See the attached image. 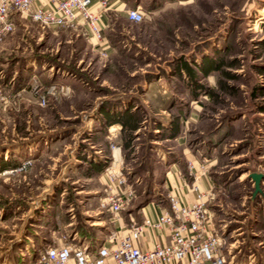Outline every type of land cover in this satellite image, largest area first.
<instances>
[{
	"label": "rangeland",
	"instance_id": "rangeland-1",
	"mask_svg": "<svg viewBox=\"0 0 264 264\" xmlns=\"http://www.w3.org/2000/svg\"><path fill=\"white\" fill-rule=\"evenodd\" d=\"M122 1L125 10L140 6L144 20L113 21L111 55L83 50L78 40L31 43L25 52L24 44L11 53L0 49L7 71L19 57L42 53L29 61L25 96L0 104V154L6 140L57 141L51 157L31 158L0 179V264H27L63 235L94 243L109 233L120 215L101 205L108 171L125 175L134 190L129 210L120 213L128 217L145 201L166 199L168 192L155 185L166 167L176 164L189 184L187 162L194 156L208 160L206 208L227 264H264V0ZM180 58L222 66L206 76L199 72L194 87L186 75H171ZM54 71L66 72L72 84H56L67 91L41 106L33 87L45 92ZM147 74L161 76L149 83ZM103 111L111 120L122 118L124 128L107 126ZM128 120L138 122L135 131ZM173 124L179 133L169 138ZM80 154L106 161L105 169L87 172ZM252 173L263 175L256 194Z\"/></svg>",
	"mask_w": 264,
	"mask_h": 264
},
{
	"label": "built area",
	"instance_id": "built-area-1",
	"mask_svg": "<svg viewBox=\"0 0 264 264\" xmlns=\"http://www.w3.org/2000/svg\"><path fill=\"white\" fill-rule=\"evenodd\" d=\"M49 8L34 7L33 0H0V43L15 31L13 15L25 17L41 29L69 28L82 23L87 34L100 37V21L109 10L108 0H51ZM127 20L140 23L144 13L140 6L126 11ZM39 104L45 106L48 97L65 93L64 86L51 84L45 92L33 87ZM13 97L0 86V104H10ZM28 159L19 168L0 170L2 176L12 174L31 164ZM208 160L188 161L191 182L184 183L195 194L194 202L184 203L177 192L167 194L168 208L159 212L155 219L145 218L140 223L132 222L126 235L110 234L107 242L90 248L88 244H75L67 235L61 237L59 245L43 248L27 264H227L220 250L221 238L212 232L211 220L206 208V192L199 182L208 172ZM108 188L102 206L118 215L132 204L134 190L127 178L116 171H108ZM147 230L166 231L170 242L156 244L150 249H140L135 240L143 237Z\"/></svg>",
	"mask_w": 264,
	"mask_h": 264
},
{
	"label": "crops",
	"instance_id": "crops-1",
	"mask_svg": "<svg viewBox=\"0 0 264 264\" xmlns=\"http://www.w3.org/2000/svg\"><path fill=\"white\" fill-rule=\"evenodd\" d=\"M108 1L109 10L103 17V19L100 21L99 26L101 28V31L99 38L92 34H87L86 27L82 23H79L69 28L41 29L37 24L33 23L27 18L21 17L19 15H13L12 18L15 22V31L5 37L4 42L2 43V45H0V49L5 52L8 51V53H11L13 51L15 52L21 46V44H24L23 46L25 52V49H29L30 51L32 50V47H30L31 43L38 44L43 41L54 40L58 41L59 45H69L78 40L83 43V50H88L93 53H100L104 56L111 55L115 52L116 46L110 42L108 32L113 21L119 18V16H122L127 19V10H125L126 3L122 0ZM33 6L49 8L52 6V2L51 0H33ZM32 54L28 53L25 54L24 57H19V60H17L16 65L11 68L10 71L5 70V63L2 64V66L0 67V86H2L5 93L11 92L13 99H15L16 95L19 96V98H21V95L25 96V86L26 84H31L32 82V79L27 74L28 67L31 63L29 61L31 60V58L39 59V57L42 56V53H35V55L31 56ZM20 63H22V67L19 66ZM45 74L39 75V77L46 76ZM65 75L67 76L66 72L59 73L57 71H54V73H51L50 76L47 75L48 77L46 76V78L51 80V84H63L64 86L68 87L67 85H71L72 83H70L67 77H64ZM6 128L7 126L5 124V130ZM11 129V131L16 130V125L13 124ZM19 139L21 138L19 137ZM56 142L57 141L6 140L5 153L0 154V170L15 169L17 165L31 158H35L38 160L46 156L51 157V155H53L52 148L54 146H57ZM189 160H195L196 162H198L199 159H197V156H194L192 159H188V161ZM173 163L178 164L179 162L175 161ZM174 165L176 164H173V166L170 167L168 166L166 167V169H164L161 176H159V180L155 184L157 187H155L162 193L177 192L184 203L190 204L194 202L195 194L184 186L185 180L182 178L178 170L175 169L176 167H174ZM262 181L263 179L261 180V182ZM207 185L208 182L205 176L199 182L200 189L203 191V187ZM166 208H168L167 197L165 200L153 199L147 201L142 206H139L134 214H131V212H129L128 217L118 214L120 216L113 218L111 223L109 224L112 230L110 229V232L104 234L102 238H98L99 242L96 241L93 243V241H91L92 239H88V237L86 236H80L77 233H73L72 235L67 236L73 243L79 245L88 244L91 245L90 248L93 249L94 247L102 244L103 242H107L108 236L110 234H113L117 237L126 235L129 232V226L132 224V222L140 223L145 218L155 219L158 213ZM128 210L123 212H127ZM60 242L61 238L58 239V241L54 245H59ZM169 242L170 239L166 231L154 230H147L144 233L143 237L135 240L136 246L143 250L153 248L156 244H167ZM40 250L42 249L40 248ZM248 264H252V262L249 261Z\"/></svg>",
	"mask_w": 264,
	"mask_h": 264
},
{
	"label": "trees",
	"instance_id": "trees-1",
	"mask_svg": "<svg viewBox=\"0 0 264 264\" xmlns=\"http://www.w3.org/2000/svg\"><path fill=\"white\" fill-rule=\"evenodd\" d=\"M262 42L264 43V39L262 40ZM264 46V44H263ZM193 65H190L187 60L180 58L176 61L175 65H174V69L171 73L172 76H176L179 78H182L184 75H186L188 77V79L191 81L190 85H194V87L199 86L197 83V78L200 76L199 74L201 73L203 76L208 75L210 72L215 71V70H220V67L222 66L220 62L216 61V60H210V59H205L204 62L202 64H198L196 63L194 60L192 61ZM229 64L231 66L235 65L234 61H230ZM200 72V73H199ZM221 73L223 74V76L227 79H234L235 74L229 72L228 70H222ZM262 74H264V70L261 71ZM161 75H155L152 76L150 74L146 75L147 81L150 83L154 80H157L160 78ZM219 84H221V86H223V88H228V85L225 84L224 81H219ZM196 89V88H195ZM264 103V102H263ZM260 111L264 112V107H261ZM102 114L106 115V112L103 111ZM107 116V115H106ZM131 120L133 118V116H130ZM107 120V126H112L113 124H121V128L123 129L124 126L126 125V122L122 119V118H117L114 120H111L108 116L105 119ZM128 122H130L129 125V130L131 131H135L138 128V122L136 120L130 121L128 120ZM179 133V127L177 124H173V127L171 128V132L169 135H167L169 138H175ZM131 140V135L128 134V137H126V141H124L123 143V147L126 148L130 145L129 141ZM79 160H82L83 162L86 163L87 166V172L89 173H99L101 171H103V169H105L107 162L106 161H96L95 159H91V158H87L86 155H79L78 157ZM146 203V201H145ZM145 203H141L142 206Z\"/></svg>",
	"mask_w": 264,
	"mask_h": 264
},
{
	"label": "water",
	"instance_id": "water-1",
	"mask_svg": "<svg viewBox=\"0 0 264 264\" xmlns=\"http://www.w3.org/2000/svg\"><path fill=\"white\" fill-rule=\"evenodd\" d=\"M263 178V175L261 173H252L251 179L254 182V194L260 192V182Z\"/></svg>",
	"mask_w": 264,
	"mask_h": 264
},
{
	"label": "bare ground",
	"instance_id": "bare-ground-1",
	"mask_svg": "<svg viewBox=\"0 0 264 264\" xmlns=\"http://www.w3.org/2000/svg\"><path fill=\"white\" fill-rule=\"evenodd\" d=\"M109 132H111V131L109 130Z\"/></svg>",
	"mask_w": 264,
	"mask_h": 264
}]
</instances>
